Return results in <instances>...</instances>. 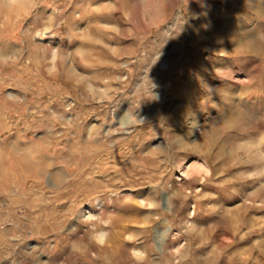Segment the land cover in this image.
<instances>
[{
	"label": "rangeland",
	"instance_id": "374dc122",
	"mask_svg": "<svg viewBox=\"0 0 264 264\" xmlns=\"http://www.w3.org/2000/svg\"><path fill=\"white\" fill-rule=\"evenodd\" d=\"M0 264H264V0H0Z\"/></svg>",
	"mask_w": 264,
	"mask_h": 264
},
{
	"label": "crops",
	"instance_id": "0c3cea01",
	"mask_svg": "<svg viewBox=\"0 0 264 264\" xmlns=\"http://www.w3.org/2000/svg\"><path fill=\"white\" fill-rule=\"evenodd\" d=\"M213 88V87H212ZM209 90H210V88H209ZM201 94H203V92L201 93ZM193 213V211H191V214ZM191 217V216H190Z\"/></svg>",
	"mask_w": 264,
	"mask_h": 264
}]
</instances>
